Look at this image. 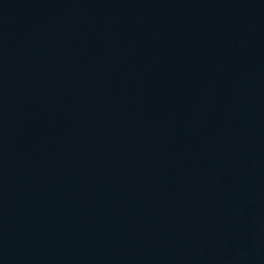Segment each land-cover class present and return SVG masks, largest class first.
I'll list each match as a JSON object with an SVG mask.
<instances>
[{"label":"water","instance_id":"95a60500","mask_svg":"<svg viewBox=\"0 0 264 264\" xmlns=\"http://www.w3.org/2000/svg\"><path fill=\"white\" fill-rule=\"evenodd\" d=\"M0 264H264V0H0Z\"/></svg>","mask_w":264,"mask_h":264}]
</instances>
